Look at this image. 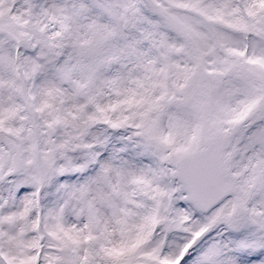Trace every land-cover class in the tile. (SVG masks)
<instances>
[{
	"label": "snow or ice",
	"instance_id": "snow-or-ice-1",
	"mask_svg": "<svg viewBox=\"0 0 264 264\" xmlns=\"http://www.w3.org/2000/svg\"><path fill=\"white\" fill-rule=\"evenodd\" d=\"M0 264H264V0H0Z\"/></svg>",
	"mask_w": 264,
	"mask_h": 264
}]
</instances>
